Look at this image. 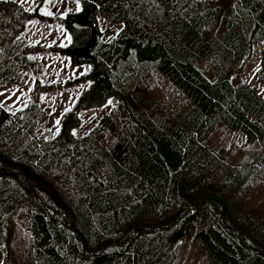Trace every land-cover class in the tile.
Here are the masks:
<instances>
[{
	"label": "trees",
	"instance_id": "trees-1",
	"mask_svg": "<svg viewBox=\"0 0 264 264\" xmlns=\"http://www.w3.org/2000/svg\"><path fill=\"white\" fill-rule=\"evenodd\" d=\"M80 1L98 41L72 57L91 83L59 133L39 131L38 93L22 113L0 104V264H176L183 249L264 264V0ZM76 14L68 54L92 34ZM98 15L122 25L109 40ZM30 17L0 0L1 85L35 64L18 40ZM257 43L261 91L232 80ZM112 97L77 136L80 113Z\"/></svg>",
	"mask_w": 264,
	"mask_h": 264
},
{
	"label": "rangeland",
	"instance_id": "rangeland-1",
	"mask_svg": "<svg viewBox=\"0 0 264 264\" xmlns=\"http://www.w3.org/2000/svg\"><path fill=\"white\" fill-rule=\"evenodd\" d=\"M16 1L31 12L26 29L19 35L18 40L27 48L25 52L35 64L24 68L21 78L15 83L0 84V104L16 113H22L28 102L38 93L41 108L46 112V115L39 119L38 129L41 133L53 137L60 131L64 114L75 106L91 83L90 80H82L80 77L90 70V64L74 63L72 56L61 49L68 47L72 41L71 33L63 19L69 13H80L83 7L80 0ZM42 9L52 15H45ZM97 20L104 40L115 36L122 26L110 23L100 15ZM260 48L261 44L257 43L243 70L232 76L235 84L247 81L261 91L262 88L255 78L259 68ZM154 95L158 100L164 101V93L154 92ZM116 104L117 99L112 97L99 109L82 111V123L75 129V134L83 136L89 133L95 126L94 120L108 113ZM215 139L220 147L229 142L231 135L227 137L225 133L219 132ZM233 153L241 157L238 151ZM195 261L196 258L191 257L188 249H183L182 257L176 264H194ZM197 264H200V258Z\"/></svg>",
	"mask_w": 264,
	"mask_h": 264
},
{
	"label": "water",
	"instance_id": "water-1",
	"mask_svg": "<svg viewBox=\"0 0 264 264\" xmlns=\"http://www.w3.org/2000/svg\"><path fill=\"white\" fill-rule=\"evenodd\" d=\"M72 25L77 28L92 30L91 38L86 44L78 47H71L68 50L72 57H76L79 60H86L89 58L98 41L97 22L91 19L90 10H84L76 14L72 19Z\"/></svg>",
	"mask_w": 264,
	"mask_h": 264
},
{
	"label": "snow or ice",
	"instance_id": "snow-or-ice-1",
	"mask_svg": "<svg viewBox=\"0 0 264 264\" xmlns=\"http://www.w3.org/2000/svg\"><path fill=\"white\" fill-rule=\"evenodd\" d=\"M5 2H10V0H5ZM12 2H14V0H12ZM42 11H43V13H44L45 15H52L51 12H48V11L43 10V9H42ZM32 23H36V21H32ZM68 39L70 40L71 37H69ZM57 123H59V121H57Z\"/></svg>",
	"mask_w": 264,
	"mask_h": 264
},
{
	"label": "flooded vegetation",
	"instance_id": "flooded-vegetation-1",
	"mask_svg": "<svg viewBox=\"0 0 264 264\" xmlns=\"http://www.w3.org/2000/svg\"><path fill=\"white\" fill-rule=\"evenodd\" d=\"M92 17V16H91Z\"/></svg>",
	"mask_w": 264,
	"mask_h": 264
}]
</instances>
